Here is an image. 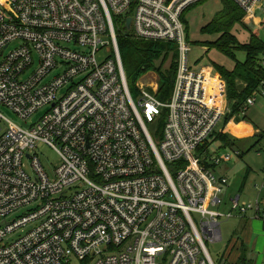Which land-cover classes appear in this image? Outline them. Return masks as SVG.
<instances>
[{"label": "built area", "instance_id": "obj_1", "mask_svg": "<svg viewBox=\"0 0 264 264\" xmlns=\"http://www.w3.org/2000/svg\"><path fill=\"white\" fill-rule=\"evenodd\" d=\"M232 1L245 22L264 13V0ZM202 2L0 0V108L20 121L0 112V264H215L207 243L223 241L224 219L264 218L261 197L232 198L229 213L209 208L222 206L230 181L207 164L221 166L240 151L205 149L231 109L227 83L209 67L190 66L183 17ZM115 18L126 28L131 18L135 39L176 45L166 102L140 87L132 98ZM102 47L111 52L103 62ZM258 94L264 98V81L243 115ZM164 114L157 145L148 127ZM40 145L60 157L54 174ZM31 205L34 211L10 220ZM31 223L34 229L10 243Z\"/></svg>", "mask_w": 264, "mask_h": 264}, {"label": "rangeland", "instance_id": "obj_2", "mask_svg": "<svg viewBox=\"0 0 264 264\" xmlns=\"http://www.w3.org/2000/svg\"><path fill=\"white\" fill-rule=\"evenodd\" d=\"M223 6L221 0H204L203 3L193 6V8L187 13L186 19L190 23V66L194 69L207 68V71L212 73L214 77L226 81L222 78V76L217 72L214 68L213 64H217L219 66H224L230 70H233L236 62L233 59L227 57L224 53H219L216 49L209 50L208 47L204 46L203 43L214 42L219 37L218 36H209L202 35L201 29L205 27L206 24H209L210 21L214 18V16L222 10ZM258 17H261L263 20L262 25H256L255 21L251 20V22L247 21L246 25L249 29L244 28L242 26H236L233 33L235 36L239 38V40L243 44H247L250 42L252 32H256L258 36L264 41V13H259ZM116 29L119 37H126L132 35V31H130L126 26H124L117 18H115ZM252 31V32H251ZM106 44L109 43L110 40L104 38L103 39ZM197 42V43H196ZM110 48L102 47L100 53L98 54L99 60L103 62L107 57H110ZM247 53L238 50L236 51V58L239 62H246ZM240 85L242 83H239ZM138 86L144 90L146 89L153 95H157V90H159L158 85V77L154 72L148 73L144 75L138 81ZM228 86V85H227ZM227 95H228V87H227ZM257 104L245 113L247 114V121L251 124L255 125L258 129H261L264 132V98L261 94H258ZM166 102V101H165ZM51 106H47L41 109L37 114L34 115L33 121L38 122L42 119L50 110ZM0 112L10 121L19 124L20 121L18 117L8 108L2 107L0 108ZM161 119V118H160ZM226 116L223 117L222 121L215 128L216 134L220 135L223 133V128L225 127ZM162 121H157L154 125L150 126V131L156 136V144L159 145L163 138V128ZM5 128L9 126V123H4ZM242 127L243 131H239L236 128H232L236 135H242L246 131L245 125H239ZM210 149L212 152H215L219 149L218 153L223 155H233L235 152H241V156H232V159L223 163L221 166H216L214 163H210L211 170L217 175L221 176V173L227 172V176H229V187L224 191V195H221L222 206H210L209 208L216 211H221L223 213L233 212V207H231V198L241 195L242 201H254L256 188H262L264 186V138L260 139H250L243 140L239 143L235 148L232 147H221L220 144L214 139H210ZM39 157H41L44 165L46 166L49 173L53 171L57 166L60 165L61 160L59 155L52 150L48 146L40 145L37 150ZM31 162H27L28 171L32 174V169L30 166ZM217 168V169H216ZM247 198L249 200H247ZM36 209V205H31L21 209L20 211L14 213L10 220H14L23 216L28 215L32 211ZM193 218L196 223L199 224L198 215L194 214ZM240 219L233 217L232 219H224L222 221V233H223V241L216 243H207V247L209 253L212 255L215 264H230L229 258L225 254L228 251L229 246L234 243V240L237 239V232L240 229L239 221ZM37 223H31L28 226L19 229L15 233L9 236L10 243L18 240L20 237L29 233L32 229L36 227ZM72 264H83L77 258L72 259Z\"/></svg>", "mask_w": 264, "mask_h": 264}, {"label": "trees", "instance_id": "obj_3", "mask_svg": "<svg viewBox=\"0 0 264 264\" xmlns=\"http://www.w3.org/2000/svg\"><path fill=\"white\" fill-rule=\"evenodd\" d=\"M203 3V2H202ZM222 10L218 12L209 24L201 29L202 35L218 36L214 42H205L204 46L209 50L216 49L219 53H224L236 64L233 70L224 66L213 64L217 72L222 76L228 85V99L230 102V113L226 122L235 118V121H246V115L242 112L250 99L257 91H259L264 81V67L261 65L264 56V41L252 32L250 42L243 44L233 33L236 26L248 28L246 22V12L234 3L232 0H221ZM193 8V7H192ZM190 8L189 11L192 9ZM187 11L183 17L187 30V38L190 41V23L186 19ZM120 55L122 56L123 68L126 72L127 83L130 88L132 98L137 100L140 89L138 81L154 72L158 77L159 90L157 98L167 101L172 94L174 88L175 77L177 74L178 52L177 47L173 43L141 41L135 39L132 35L119 37ZM197 43V42H196ZM242 50L247 53L246 62H239L236 58V51ZM239 83L244 84L241 87ZM246 113V112H245ZM165 114L162 115L160 121L165 123ZM150 131V126L148 127ZM233 128V126H232ZM151 132V131H150ZM154 140L156 136L151 132ZM222 146L230 147L235 145L236 141L231 139L228 134H214L211 136ZM258 138H264V132ZM210 142L207 141L206 150H208ZM207 167H210L207 164ZM226 254V253H225ZM240 258L236 264H255L254 253L242 243L239 248ZM227 255V254H226ZM231 264V263H230ZM235 264V263H234Z\"/></svg>", "mask_w": 264, "mask_h": 264}, {"label": "crops", "instance_id": "obj_4", "mask_svg": "<svg viewBox=\"0 0 264 264\" xmlns=\"http://www.w3.org/2000/svg\"><path fill=\"white\" fill-rule=\"evenodd\" d=\"M254 21L256 25L263 24L262 22L263 20H261V17L257 16ZM210 85H212L211 82H210ZM240 86L244 87V84H241ZM229 106H230V102H229ZM229 113L230 112L228 111L226 115V119L228 118ZM246 118H248L247 114H246ZM239 125L246 126V131L242 135H236L234 131L232 130V126L238 127ZM262 133L263 131L261 129H258L255 125L251 124L249 121L242 120L241 122L237 123L235 121V118H232L228 122L225 121V127L223 128L222 134H228L229 136H231V139L236 141L235 145L230 146L232 148H235L236 146L239 145L241 141L257 139L259 135H262ZM219 144L222 148L226 147V146H222L221 143ZM218 151L219 149L215 151L216 154L221 155L220 153H218ZM241 155L242 153L240 152L239 156ZM220 175H221L220 177L225 176L229 179V176H227V172L225 171L224 173H221ZM262 189L263 190L260 191V188L258 187L256 188V191L258 192H256L255 194L254 201L259 197H261V199L264 200V186L262 187ZM238 197H241V195ZM247 200L249 199L247 198ZM254 201H247V202H254ZM237 218L240 219L238 221L240 224V229L237 232V235H238L237 239L234 240V243L231 246H229L228 251L226 252L227 258H229L231 264H234V263L236 264L240 258L239 248L241 244L244 243L250 249V251L254 253L255 264H264V218L255 220L254 218L252 219L251 214H249L246 217H237Z\"/></svg>", "mask_w": 264, "mask_h": 264}, {"label": "water", "instance_id": "obj_5", "mask_svg": "<svg viewBox=\"0 0 264 264\" xmlns=\"http://www.w3.org/2000/svg\"><path fill=\"white\" fill-rule=\"evenodd\" d=\"M131 21H132L131 18H128V20H127V28L129 30H131V26H132Z\"/></svg>", "mask_w": 264, "mask_h": 264}, {"label": "bare ground", "instance_id": "obj_6", "mask_svg": "<svg viewBox=\"0 0 264 264\" xmlns=\"http://www.w3.org/2000/svg\"><path fill=\"white\" fill-rule=\"evenodd\" d=\"M233 128H236V127L233 126ZM236 129L239 130V131H243L242 127H240V126H238Z\"/></svg>", "mask_w": 264, "mask_h": 264}]
</instances>
